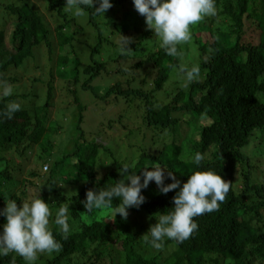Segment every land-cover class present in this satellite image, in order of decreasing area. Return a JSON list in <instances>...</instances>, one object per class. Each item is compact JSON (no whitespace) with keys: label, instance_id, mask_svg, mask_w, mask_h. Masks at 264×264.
Returning <instances> with one entry per match:
<instances>
[{"label":"trees","instance_id":"trees-1","mask_svg":"<svg viewBox=\"0 0 264 264\" xmlns=\"http://www.w3.org/2000/svg\"><path fill=\"white\" fill-rule=\"evenodd\" d=\"M33 1L14 0L7 6L13 30L8 38L0 31V93L4 84L12 88L11 96H0V112L10 102L22 106L13 118L0 117V209L9 198L22 206L32 190L49 204V226L62 250L40 253L35 264H264V0H216L217 14L191 26V40L179 46L183 55L178 58L159 45L152 50L157 35L133 0H111L104 17L92 8L77 16L66 0ZM126 19L132 23L131 35ZM248 31L257 38L247 40ZM121 35L130 40V49L122 47ZM193 62L201 68L197 81L169 84L173 73L180 75V64ZM147 64H153L154 76L149 71L139 79L137 73ZM34 69L40 77H24ZM97 79L112 81L104 93L95 91ZM162 92L166 102L157 97ZM108 107L119 108V117L124 112L123 138L111 142L115 118L108 120L104 137L96 124L91 130L97 131L95 138L81 132L85 112L97 123ZM54 108L58 117L77 116L78 134L62 155L53 154L50 170L42 175L40 166L52 144L60 146L65 136L63 123L50 118ZM136 108L142 109L134 113L140 125L131 121ZM119 140L126 159L113 149ZM257 143L261 151H249ZM196 153L203 156L199 165ZM21 160L31 161L29 172ZM125 163L141 178L148 164L166 166L165 185L173 182L168 171L182 186L193 171L212 169L232 183L231 190L218 211L195 218L199 227L189 239L177 244L166 238L154 253L144 234L171 210L178 189L164 194L151 181L142 189L145 202L129 208L126 218L106 207L88 213L83 204L88 190L114 185ZM41 179L45 182L38 184ZM59 186L67 187L68 194L63 196ZM66 203L71 230L64 239L55 216ZM118 203L114 200L113 208ZM4 223L0 215V231ZM0 264L26 261L10 253L0 256Z\"/></svg>","mask_w":264,"mask_h":264},{"label":"clouds","instance_id":"clouds-1","mask_svg":"<svg viewBox=\"0 0 264 264\" xmlns=\"http://www.w3.org/2000/svg\"><path fill=\"white\" fill-rule=\"evenodd\" d=\"M94 4L98 6L93 7ZM66 5L70 11L74 9L77 16L84 15L86 8H92L95 15L103 17L113 6L111 0H66ZM133 5L145 17L148 28L159 37V46L168 56L177 58L183 55L179 46L191 40V26L217 14L216 0H133ZM123 38L122 47L128 48L130 40ZM178 73L187 86L198 80L201 68L198 64L189 66L182 63L178 66ZM0 95L11 96V86L4 84ZM21 107L18 102H10L0 112V117L11 119ZM202 159V154H195L194 162L197 165ZM148 165H151L152 170H147ZM148 165L141 178V175L133 171L132 165L122 164L119 169L121 178L106 189L88 190L83 204L88 213L106 207L112 208L113 215L119 214L126 218L129 208H138L145 202L142 189H146L151 181H155L164 194L178 189L172 198L174 206L171 210L162 212L158 220L156 218V223L144 234L145 243L155 249L162 248L166 238L177 244L189 239L199 227L195 218L218 211L231 190L232 183L212 169L193 171L181 186V181L173 171L167 172L173 182L164 184L166 166ZM130 169L132 171L129 173ZM99 179L98 176L97 181ZM114 200L119 203L113 208ZM69 209L70 204L66 203L58 209L55 216V224L64 234V239H67L71 230ZM0 215L6 218L0 231V256L16 253L26 264H35L40 253H59L62 250V244L49 226L52 216L49 204L39 195L22 201V206L19 207L15 199L9 198L6 207L0 209Z\"/></svg>","mask_w":264,"mask_h":264},{"label":"rangeland","instance_id":"rangeland-1","mask_svg":"<svg viewBox=\"0 0 264 264\" xmlns=\"http://www.w3.org/2000/svg\"><path fill=\"white\" fill-rule=\"evenodd\" d=\"M41 2H43V4L45 5L46 4V1L45 0H40ZM13 2H14V0H0V31L1 30H3L4 31V36H6V38H8L7 36L9 35V33L13 30V23H12V21L11 20H7L9 17H11V16H8L7 15V6H9V5H12L13 4ZM32 2H34L33 0H32ZM39 2L37 1L36 2V7L40 10V11H42V8H41V5L39 6ZM50 18H48V20H49ZM5 20H7V21H5ZM5 21V22H4ZM4 22V24L3 25H1V23H3ZM51 23L52 22H50V25H51ZM124 23L126 24V26L129 28V33H126V34H128V35H131L132 33H131V31H133V28H131L132 27V23H131V21L129 20V19H126L125 21H124ZM247 40H252V39H256L257 38V33L256 32H253V31H248L247 32ZM131 38H133V37H131ZM8 40V41H7ZM120 40V39H119ZM118 40V41H119ZM124 39H121V41H123ZM155 41H154V43H151V45H152V50H154V48H156V46H158L159 45V37L158 36H156V39H154ZM6 42H5V44H7L6 45V47H8V45H11L10 44V41H9V39H6L5 40ZM9 48V47H8ZM195 62H193V63H191V64H188L189 66H191V65H193ZM129 65V64H128ZM128 65H126V66H128ZM32 66H36V65H32ZM31 66V67H32ZM152 66H153V64H147L144 68H142V69H140V70H142V71H140V72H138L137 73V76H139L140 75V77H139V79H143V77H144V75L147 73V72H149V71H152V74H151V76H154V74H155V70H154V68H152ZM177 70H178V68H176ZM30 73H28L27 75H24V77L25 78H33L34 76H38V77H40V73H41V71L39 70V69H34V71H29ZM177 72V71H176ZM177 74V73H176ZM10 75V74H9ZM130 76V73L129 72H127L126 73V75H125V80H126V78L127 77H129ZM47 79H48V77L46 76V78H44V80H46L47 81ZM31 81V80H30ZM182 81H184L183 79H182V77L180 76V75H175L174 73L172 74V76H171V78H170V80H169V84H172L173 82H176V83H179V84H183V85H185V82H183L182 83ZM112 81L111 80H108V79H102L101 80V82L99 81V79H97V80H94V82H93V86H94V88H95V91L96 92H99V93H104L106 90H107V87H109L108 85L111 83ZM150 83V82H149ZM13 86V85H12ZM170 90V89H169ZM59 94V93H58ZM58 94H57V96H58ZM1 96V95H0ZM82 96L84 97V98H86L87 100H89V95L87 94V93H82ZM157 97H159V99L162 101V102H166L167 101V95H166V92H162V93H160ZM89 102H91V101H89ZM59 107H57V109H58ZM138 108V107H137ZM135 109V111H133L132 112V115H131V117H132V119H131V121H132V124L133 125H140V123H141V120L140 119H137V118H134V113L136 114V111H139V112H141V110L142 109ZM55 109V108H54ZM102 108H98L97 110H101ZM124 109H125V107H124ZM55 116H54V111H53V113L50 115V118H52V117H57V119H59V121H60V123L62 124L63 123V127H64V132H65V136L63 137V139H62V143H61V145L59 146V145H55V143H53L52 144V146H53V148H52V150H51V155L50 156H48V155H46V162L45 163H43L41 166H40V171H41V174L42 175H46V173L50 170V168H51V166H52V163H53V157L54 156H56V155H59V154H63V152L64 151H66V150H68L67 149V145L69 144V140L70 139H72L73 137H75L77 134H78V132L77 131H75L74 129H75V124H76V122H77V116H69V115H67V116H65V115H60L59 117H58V115H59V113H60V111H57L56 109H55ZM74 111H76L77 112V109L75 108L74 109ZM96 111V110H95ZM110 111V107H108L107 109H105L104 110V112H105V114H101V118H98V121H97V123H96V119L95 118H93V117H91V116H89V112L87 111V112H85L84 113V115H83V122H82V124H81V132L83 133V131H84V133H86L90 138H95L96 137V135H97V131L95 130V131H91V130H94V124H96V127H97V125H98V130L100 131V135H102L101 137H104V136H106L107 134H108V132H107V129H108V120L109 119H112V118H115V123L112 125V128H111V132H109V135H111V142H113L114 140H118V139H121V138H123L124 136H125V134H124V132H123V128H122V121H124L125 120V117H124V112L122 113V117H119L120 116V109L119 108H116V110H111L110 111V114H108L107 112H109ZM67 114H70L71 113V111H68V112H66ZM58 114V115H57ZM123 119V120H122ZM48 120H49V118H48ZM107 126V127H106ZM125 132L127 133L128 132V130H125ZM63 134V133H62ZM159 135L157 134L155 137H154V140L158 137ZM264 139V138H263ZM160 141L161 140H163V137L162 138H160L159 139ZM164 141H167V138L165 137L164 138ZM120 142H122V143H120ZM125 142V141H124ZM262 145H263V147H261V149H263L264 150V140L262 141ZM113 149H114V151H116V155L119 157V158H121V159H126L128 156H126L125 155V152L123 153V150H125L124 149V143H123V141H120L119 140V143L117 144V143H115V144H113ZM249 151H251L252 150V152L253 151H256V152H259V151H261V149H260V143H257V144H254V145H251L249 148ZM246 151V149H244V152ZM128 153H129V151H128ZM53 154H54V156H53ZM52 157V158H51ZM50 158V159H49ZM260 158H262V157H260ZM17 160V163L20 161V160H18V159H16ZM21 161H23V164H24V166L26 167V171H28L29 172V170L31 169V167H30V164L31 163H29V162H31V161H27V160H21ZM263 161V160H262ZM47 167V168H46ZM24 176H26V178L27 179H29V177H27V173H24L23 174ZM44 178H45V176H44ZM30 179H33V178H30ZM33 181H34V179H33ZM43 182H45V179H41V180H39L38 181V184H40V183H43ZM48 186V185H47ZM59 188H61V190L63 191V192H61V194H63V196H65L66 194H68V188L67 187H64V186H62V187H60L59 186ZM34 190H32V191H30V193L28 194V198L26 199V200H28V199H30L31 197H35L34 195H32L31 193L33 192ZM62 199V198H61ZM159 252V249H155L154 248V253H158ZM40 255V254H39ZM149 255V254H148ZM41 262H43V261H41ZM41 264V263H40ZM42 264H44V262L42 263Z\"/></svg>","mask_w":264,"mask_h":264}]
</instances>
